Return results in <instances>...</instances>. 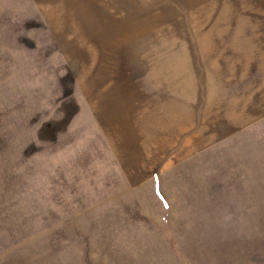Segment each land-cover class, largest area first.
<instances>
[{"label": "rangeland", "instance_id": "obj_1", "mask_svg": "<svg viewBox=\"0 0 264 264\" xmlns=\"http://www.w3.org/2000/svg\"><path fill=\"white\" fill-rule=\"evenodd\" d=\"M0 264H264V0H0Z\"/></svg>", "mask_w": 264, "mask_h": 264}]
</instances>
